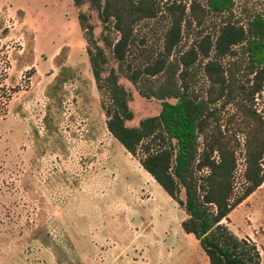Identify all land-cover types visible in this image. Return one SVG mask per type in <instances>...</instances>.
<instances>
[{
    "label": "rangeland",
    "instance_id": "rangeland-1",
    "mask_svg": "<svg viewBox=\"0 0 264 264\" xmlns=\"http://www.w3.org/2000/svg\"><path fill=\"white\" fill-rule=\"evenodd\" d=\"M180 1L190 19L189 1ZM167 2L158 0L160 12L134 25L139 48H160L169 24ZM198 2L206 11L205 1ZM232 2L228 16L241 23L252 13L264 14V0ZM78 11L88 16L103 48L101 75L112 68L131 95L132 118L125 124L136 126L160 107V100L141 97L119 72L101 38L117 33L102 31L88 1L75 7L71 0H0V65H7L6 85L16 87L0 119V264H208L180 227L183 209L106 131ZM223 16L204 12L199 26L190 21L179 49L188 48L197 31L211 33ZM192 73V86L202 92L200 66ZM219 103L209 106L218 123L235 127L234 119L227 120L233 105ZM254 107L264 113V80ZM235 139L236 192L243 168L240 133ZM221 222L253 241L264 264V181Z\"/></svg>",
    "mask_w": 264,
    "mask_h": 264
},
{
    "label": "trees",
    "instance_id": "trees-1",
    "mask_svg": "<svg viewBox=\"0 0 264 264\" xmlns=\"http://www.w3.org/2000/svg\"><path fill=\"white\" fill-rule=\"evenodd\" d=\"M71 1L75 7L88 1L96 10L102 31L117 33L113 39L101 37L117 69L141 97L160 100L155 115L140 119L136 126L125 124L132 118L128 106L131 95L112 68L101 75L106 63L103 48L93 39L88 16L78 11L89 68L102 95L106 131L183 209L180 227L197 241L208 264H259L254 242L236 237L221 221L264 181V113L254 107L264 80V14L252 13L241 23L228 16L232 0H204L206 11L198 0H188L191 18L185 19V3L167 0L169 24L160 48L153 52L138 47L133 28L138 21L160 12L158 0ZM204 12L224 16L211 33L197 31L191 45L180 50L182 30L193 20L197 26L202 24ZM195 65L200 66L206 81L202 92L192 86ZM6 69L7 65H0V119L16 90L5 83ZM216 101L221 106L233 105L234 112L227 120L234 119L235 127L228 129L218 123L209 108ZM236 133L241 135L243 168L241 185L235 192Z\"/></svg>",
    "mask_w": 264,
    "mask_h": 264
}]
</instances>
